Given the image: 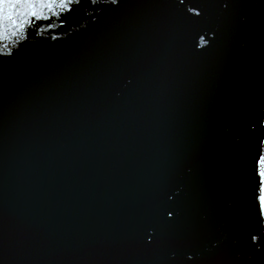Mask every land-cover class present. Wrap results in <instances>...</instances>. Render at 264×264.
<instances>
[{
    "label": "water",
    "instance_id": "water-1",
    "mask_svg": "<svg viewBox=\"0 0 264 264\" xmlns=\"http://www.w3.org/2000/svg\"><path fill=\"white\" fill-rule=\"evenodd\" d=\"M258 155L264 0H0V264H264Z\"/></svg>",
    "mask_w": 264,
    "mask_h": 264
},
{
    "label": "snow or ice",
    "instance_id": "snow-or-ice-1",
    "mask_svg": "<svg viewBox=\"0 0 264 264\" xmlns=\"http://www.w3.org/2000/svg\"><path fill=\"white\" fill-rule=\"evenodd\" d=\"M262 161H264V156L258 155L257 156V160H256V174H257V177H258V185H257L258 189L260 187H264V180L260 179V177H264V172H260L259 171V165H260V163Z\"/></svg>",
    "mask_w": 264,
    "mask_h": 264
}]
</instances>
